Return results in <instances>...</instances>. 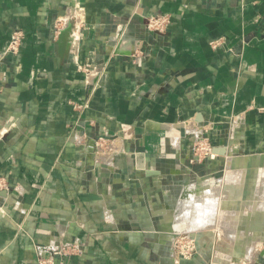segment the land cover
I'll list each match as a JSON object with an SVG mask.
<instances>
[{
  "label": "crops",
  "instance_id": "0c3cea01",
  "mask_svg": "<svg viewBox=\"0 0 264 264\" xmlns=\"http://www.w3.org/2000/svg\"><path fill=\"white\" fill-rule=\"evenodd\" d=\"M73 1L0 0V53L22 34L0 60V175L15 187L0 264H36L35 245L60 238L80 240L70 264H176L168 236L186 229L173 212L187 189L230 157L264 156V0H76L72 42ZM160 13L171 21L153 38L141 16ZM194 127L216 158L194 159ZM104 132L116 152L99 158L87 146Z\"/></svg>",
  "mask_w": 264,
  "mask_h": 264
},
{
  "label": "built area",
  "instance_id": "2783aa9c",
  "mask_svg": "<svg viewBox=\"0 0 264 264\" xmlns=\"http://www.w3.org/2000/svg\"><path fill=\"white\" fill-rule=\"evenodd\" d=\"M75 8H78L76 0H74L71 5L73 14L70 16L74 21L73 31L77 33V31L79 32L78 27L81 21L79 18L80 16L76 15L74 12ZM141 17L147 33L153 38L164 35L171 21L170 14L168 13L146 14ZM21 36L22 34L19 30L12 33L10 41L0 53V60L8 54L17 53ZM71 41L73 42L74 39H71ZM222 43L223 42L219 39L210 41V45L213 48L221 45ZM139 49L140 48L136 45L129 55L135 61L145 54L142 50L137 53ZM84 70H86L87 80H89L88 73L93 72L89 81L93 87H97L99 85L101 72L97 70L95 66L92 67L90 64H87ZM76 107L81 109L86 107V104H79ZM191 130L195 137L192 144V154L194 159L202 160L216 158L218 156L216 146L212 145L209 137L203 134L202 130H196L195 127ZM115 137L116 136H110L108 133L104 132L95 138L94 150L99 158L116 152V144L114 142ZM106 141H109L110 143L108 144V149L104 150V143ZM12 189H15V187H13L9 182L7 176L0 175V214L2 215L7 214L8 212L5 200L7 198V193H12ZM2 191L4 192V195L1 194ZM168 237V241L170 243V255L174 257L177 262L181 259L192 258V256L196 255V253L201 249L197 234L195 236V233L190 231L189 228L173 231ZM80 252L81 243L78 238H74L73 240H63L60 238L58 241H53L47 245H35L36 264H70L71 256L79 254Z\"/></svg>",
  "mask_w": 264,
  "mask_h": 264
},
{
  "label": "rangeland",
  "instance_id": "374dc122",
  "mask_svg": "<svg viewBox=\"0 0 264 264\" xmlns=\"http://www.w3.org/2000/svg\"><path fill=\"white\" fill-rule=\"evenodd\" d=\"M109 143H110L109 141H106L104 143V148H105L104 150L108 149V144ZM222 164L223 165L220 166V168H219V172L215 175L216 179H211V178H209L210 176H208V175L202 177V181L203 182L210 181V183L212 185L216 186L217 188H220V189L217 190V194H215V195H213L214 193L212 194L213 197L211 199H213L215 201H218L217 203H220L221 205L219 204L218 209H217V206H216V210H218V213H217V211H215V214L211 217V222L210 223H208L203 228H200V229H198L196 231H193L195 233V236L197 234L199 245L201 247V251L199 250L198 252H199V254L200 253L204 254L205 252L208 253V255H207L208 260L206 262H204V264H251L253 259L257 255V252H256L257 249L259 248V246H261V244H264V238H263L264 237V224H261V222L260 223L257 222V225H254V226H257V227L253 228V231H252V226H253L252 224H254V223L251 222L252 224L250 226V221H249V219H251L249 213L250 212L252 213V210L254 211V215H255L253 220L256 219V218H259V217L264 219V217H263L264 216V211H263L264 204L261 203V204H259V206L257 204V200H261V198H258V195H263L264 196V192H263L264 189H259V191H258V188H257L258 185L262 186V183L264 181V178H263L264 177V167L258 169L257 171L256 170L253 171V174L250 173V175H251L250 176L248 171H249V169L252 171V169L251 168H249V169L248 168H243V166H242V168L240 167V168L236 169V171L238 170V172H236L234 170V172L232 174V176H234V178L232 177V179L230 178L228 181L225 182L224 178H225L226 171L228 170V167L225 170L224 163H222ZM243 169L244 170L246 169L248 171L244 172ZM253 170H254V168H253ZM242 172H243V175H242ZM255 172H256V176H255ZM244 173H246V174L244 175ZM243 176H245V178ZM201 182H199V183H201ZM234 182H235V184H234ZM253 183H254V185H257L255 187V189L256 188L257 189L256 190L253 189V190L249 191L250 197L248 196V194H247L246 197L245 196L243 197L244 193L247 192L246 187L252 186ZM227 185L229 187L228 191L226 190ZM234 186H235V188H234ZM230 192L231 193H235L236 195L235 196L233 195V196L230 197V195H231ZM261 192H263V194H261ZM256 194H258V195H256ZM217 198H219V199L217 200ZM262 201H264V198H263ZM229 202H232V203L234 202V207L227 206L226 204H228ZM179 203H180V200H179L178 204ZM235 204H237V205H235ZM249 207H250V209H249ZM228 208H230V209H228ZM231 208H232V211H231ZM220 210H222V212ZM235 210L237 211L238 215L240 216V218L236 219L237 220L236 223L240 226L239 227L240 230H239V228H237V229H232L231 228L230 230H228V228H230L232 223L228 227V223L227 222L230 221V219H228V221L225 220V219L228 218V217L231 218L232 214H234ZM227 211H229V214L227 213ZM231 212H232V214H231ZM255 212H258L259 214L255 213ZM261 212H263V214ZM221 214H222V216H221ZM254 215H251V216H254ZM244 216H246L247 219ZM219 219L221 221H219ZM167 220H168V218H167ZM178 222H182L183 227H186V228L190 229V225L188 223H186L185 220H180ZM249 230H250V232H248ZM234 236H236V237H234ZM228 239L230 241H228ZM168 243H169V241H168ZM168 245H169V248H170V243ZM216 250H218V252L220 253L221 256L218 255V254L215 255L214 252ZM230 250L234 251V252L243 251L244 252L243 258H240L242 256L239 255L240 257L236 256V258L234 257V259H233L232 258L233 255H231L232 253H231ZM194 256H192V258ZM234 256H235V254H234ZM172 258H173V260L175 262L176 259L174 257H172ZM214 258H216L218 263H213L215 261ZM186 260H188V259H186ZM178 262L176 261V264Z\"/></svg>",
  "mask_w": 264,
  "mask_h": 264
},
{
  "label": "bare ground",
  "instance_id": "6f19581e",
  "mask_svg": "<svg viewBox=\"0 0 264 264\" xmlns=\"http://www.w3.org/2000/svg\"><path fill=\"white\" fill-rule=\"evenodd\" d=\"M74 12H75V14L76 15H78L79 16V10H78V8H75V10H74ZM66 17H69V16H66ZM69 23H68V20H67V18H65V23H64V27H63V36H64V38L66 39L67 37H70L71 39H74V40H76L77 39V36H78V34L76 33V32H74L73 30H70V28H69V25H68ZM69 39V38H68ZM229 161H230V163H228V170L226 171V174H225V178H224V180H225V182L226 181H228L230 178L232 179V177L234 178V176H232V174H233V172H234V170L236 171V169H238V168H242V166H243V168H251L252 169V171L249 169V171L248 170H244L243 169V171L244 172H246V171H248L249 172V175H250V173H252L253 174V171H257L258 169H260V168H263L264 167V156H260V155H258V154H255V155H251V156H248V157H245V158H239V159H236V158H234V157H230V159H229ZM253 168H254V170H253ZM262 170V169H261ZM241 171V170H240ZM263 171V170H262ZM236 172H238V170L236 171ZM247 172V173H248ZM261 172V171H260ZM241 173V172H240ZM246 173H244V175H245ZM242 175H243V172H242ZM251 176V175H250ZM255 176H256V172H255ZM244 178H245V176H243ZM264 178V177H263ZM249 181V180H248ZM229 184V183H228ZM233 184V183H232ZM234 184H235V182H234ZM249 184V183H248ZM252 184V183H251ZM246 185V184H245ZM249 186V185H248ZM257 185H254V183H253V185L252 186H249L251 189L250 190H253V189H255V187H256ZM196 188H197V190H196ZM228 185H227V188H226V190L228 191ZM232 188V187H231ZM234 188H235V186H234ZM257 188H258V191H259V189H264V181H263V183H262V186L260 185H258L257 186ZM256 188V189H257ZM218 189H220V188H217L216 186H214V185H212L211 183H210V181H205V182H201V183H199V184H195L194 186H191V187H189L188 189H187V192L185 193V195H184V197H182L181 199H180V203L178 204V207L175 209V211H174V214L175 215H178L176 218V220L177 221H180V220H184V218H183V216H182V213L185 211V203L186 202H188L189 201V198L190 197H195L196 198V201L197 202H203L205 199H211L213 196H212V194L213 195H215V194H217V190ZM255 189V190H256ZM250 190H248L247 189V192L246 193H244V195H243V197L245 196H247V194H248V196L250 197V193H249V191ZM262 191V190H261ZM256 192V191H255ZM264 192V191H263ZM263 192H261V194H263ZM231 193V192H230ZM229 193V194H230ZM252 194V193H251ZM235 196L236 194L235 193H231V195H230V197L231 196ZM253 195V194H252ZM256 195H258V194H256ZM217 196V195H216ZM262 196V197H261ZM257 197V196H256ZM236 198V197H235ZM258 198H261V201L263 200V198H264V196L263 195H258ZM219 198H217V200H218ZM251 199V198H250ZM222 200V199H221ZM252 200V199H251ZM234 201V200H233ZM256 201V200H255ZM260 201V202H261ZM218 202V201H217ZM234 203V202H233ZM249 203V202H248ZM220 204V203H219ZM253 204V203H252ZM257 204H258V202H257ZM221 205V204H220ZM227 206H229L228 204H226ZM231 205V204H230ZM236 205V204H235ZM258 206H259V204H258ZM218 207H219V205L217 206V209H218ZM223 207V206H222ZM231 207H233V206H231ZM240 207V206H239ZM244 207V206H243ZM257 207V206H256ZM261 207V206H260ZM259 207V208H260ZM227 209V208H226ZM228 209H230V208H228ZM239 209V208H238ZM254 209V208H253ZM217 211V213H218V210H216ZM221 212H222V210H220ZM225 211V210H224ZM230 211V210H229ZM229 211H227V213L229 214ZM231 211H232V208H231ZM234 211V210H233ZM240 211V210H239ZM238 211V212H239ZM263 211H264V209H263ZM226 212V211H225ZM242 213V212H241ZM255 213H258V212H255ZM262 214H263V212H261ZM231 214H232V212H231ZM244 214V213H243ZM259 214V213H258ZM234 215V216H233ZM249 215H250V218L251 219H249V221H250V226H251V224L252 223H254V224H252L253 226H252V231H253V228H255V227H257V226H254V225H257V222H259L260 223V221H259V218H256V219H254L253 220V218L255 217V215H254V211H252V213L250 212L249 213ZM251 215H254V216H251ZM219 216V215H218ZM221 216H222V214H221ZM257 216V215H256ZM245 218H246V216H244ZM249 217V216H248ZM264 217V216H263ZM220 218V217H219ZM223 218V217H222ZM238 218H240V216L238 215V213H237V211L235 210V212H234V214H232V217L230 218V217H228V218H226L225 220H227L228 221V219H230V221H228L227 223H228V227L230 226V224L232 223V225L230 226V228H228V230H230L231 228L232 229H237V228H239L240 226L236 223L237 222V220L236 219H238ZM244 218V219H245ZM174 219V218H173ZM217 219V218H216ZM224 219V218H223ZM247 219V218H246ZM175 220V219H174ZM240 220V219H239ZM242 220V219H241ZM219 221H221L220 219H219ZM263 221H264V219H263ZM263 221H261V224H264V222ZM240 222V221H239ZM252 222V223H251ZM241 223V222H240ZM243 224V223H242ZM245 224V223H244ZM190 225V224H189ZM220 225V224H219ZM249 226V227H250ZM221 227V226H220ZM242 227V226H241ZM239 230H240V228H239ZM238 230V231H239ZM233 232V231H232ZM235 232V231H234ZM237 232V231H236ZM248 232H250V230L248 231ZM230 233V232H229ZM238 233V232H237ZM243 233V232H242ZM245 233V232H244ZM246 234V233H245ZM249 234V233H248ZM258 236V235H257ZM224 237V236H223ZM234 237H236V236H234ZM264 238V237H263ZM228 241H230L229 239H228ZM233 241V240H232Z\"/></svg>",
  "mask_w": 264,
  "mask_h": 264
},
{
  "label": "clouds",
  "instance_id": "9594fccd",
  "mask_svg": "<svg viewBox=\"0 0 264 264\" xmlns=\"http://www.w3.org/2000/svg\"><path fill=\"white\" fill-rule=\"evenodd\" d=\"M217 201L205 199L202 203L197 202L195 197H190L185 203V211L182 216L186 223L190 224L191 231H196L205 227L211 222V217L215 214Z\"/></svg>",
  "mask_w": 264,
  "mask_h": 264
},
{
  "label": "water",
  "instance_id": "95a60500",
  "mask_svg": "<svg viewBox=\"0 0 264 264\" xmlns=\"http://www.w3.org/2000/svg\"><path fill=\"white\" fill-rule=\"evenodd\" d=\"M87 151L91 154L93 153V151H94V140L93 139L90 140V142L87 146ZM1 194L4 195V192H1ZM254 264H256V263H254Z\"/></svg>",
  "mask_w": 264,
  "mask_h": 264
}]
</instances>
